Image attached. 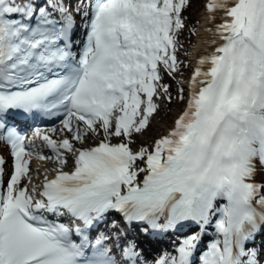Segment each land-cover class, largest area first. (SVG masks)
I'll return each instance as SVG.
<instances>
[{
    "label": "snow or ice",
    "instance_id": "snow-or-ice-1",
    "mask_svg": "<svg viewBox=\"0 0 264 264\" xmlns=\"http://www.w3.org/2000/svg\"><path fill=\"white\" fill-rule=\"evenodd\" d=\"M191 7L0 0V264H264V0H205L185 81Z\"/></svg>",
    "mask_w": 264,
    "mask_h": 264
},
{
    "label": "rangeland",
    "instance_id": "rangeland-1",
    "mask_svg": "<svg viewBox=\"0 0 264 264\" xmlns=\"http://www.w3.org/2000/svg\"><path fill=\"white\" fill-rule=\"evenodd\" d=\"M204 3H205V0H192V7L184 13V16L187 17L186 23L188 27L184 30L183 34L180 37V40L183 43L184 48H182L180 51L179 59L182 60L184 64L190 65V67H187V68L182 67V71L184 75L182 77H178V79H184L186 81L187 78L191 74L192 68L195 65L193 54H192V59H189L191 57V51L189 50L191 49L193 52V48L195 47V42L197 39L198 31H196L195 36L190 37L188 29L194 27L196 30H198V27L201 24L200 20L203 17V14L205 13ZM189 44L191 45V48L188 47ZM185 51L188 53L187 55H185ZM164 82L172 85L173 95L175 96L176 95L175 82L170 80L167 76H165ZM165 107L170 108V111L167 114H165V112L162 111L160 115L156 117V123L152 126V128L149 131H147L144 134L142 138H140V141L145 140L146 142H150L156 138H159V136L166 134L167 130L172 126L177 114L183 108V105L181 103H173L171 105H166ZM32 167L39 168L40 173H41L40 175H42L44 174L46 170L50 171L53 167V164L49 161L34 160L32 163ZM40 175L39 177H37L36 174L33 173L34 182H38V179L41 178Z\"/></svg>",
    "mask_w": 264,
    "mask_h": 264
},
{
    "label": "bare ground",
    "instance_id": "bare-ground-1",
    "mask_svg": "<svg viewBox=\"0 0 264 264\" xmlns=\"http://www.w3.org/2000/svg\"><path fill=\"white\" fill-rule=\"evenodd\" d=\"M200 22H201V24L199 25L198 30H197L198 31L197 32L198 35H197V39H196V42H195V47L193 48V57H194L195 63H196V60L198 58V54L200 52H202L205 48H209L210 47L208 44L205 43V40L210 38V34L209 33H206L204 31L205 27L208 26L207 25V16H206V13L203 14V17L201 18ZM144 142H146V141L144 140ZM0 152L2 153L3 156H5L6 158L9 159L7 150L3 149L2 146H0ZM33 169H35V168H33ZM9 170H10V167H9ZM48 173H50V171H48ZM40 176L42 178L43 177V174L40 175ZM41 178L38 179V182H39V180H42ZM162 241L159 243V245L162 243Z\"/></svg>",
    "mask_w": 264,
    "mask_h": 264
},
{
    "label": "trees",
    "instance_id": "trees-1",
    "mask_svg": "<svg viewBox=\"0 0 264 264\" xmlns=\"http://www.w3.org/2000/svg\"><path fill=\"white\" fill-rule=\"evenodd\" d=\"M185 13V12H184Z\"/></svg>",
    "mask_w": 264,
    "mask_h": 264
}]
</instances>
